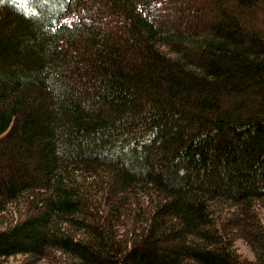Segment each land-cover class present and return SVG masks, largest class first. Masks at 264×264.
<instances>
[{"label":"trees","instance_id":"obj_1","mask_svg":"<svg viewBox=\"0 0 264 264\" xmlns=\"http://www.w3.org/2000/svg\"><path fill=\"white\" fill-rule=\"evenodd\" d=\"M18 256L264 264V0H0Z\"/></svg>","mask_w":264,"mask_h":264},{"label":"rangeland","instance_id":"obj_2","mask_svg":"<svg viewBox=\"0 0 264 264\" xmlns=\"http://www.w3.org/2000/svg\"><path fill=\"white\" fill-rule=\"evenodd\" d=\"M237 246L239 247L240 251H242L244 254H247L248 256H252L250 250L248 249V247L243 243L242 240H238L237 241ZM22 257L18 256L17 258H10L7 261V264H16ZM34 264H48L46 261H39L37 263Z\"/></svg>","mask_w":264,"mask_h":264}]
</instances>
